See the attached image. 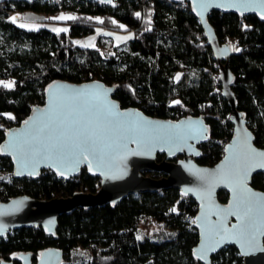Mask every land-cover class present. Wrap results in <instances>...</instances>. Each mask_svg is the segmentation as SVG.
Returning a JSON list of instances; mask_svg holds the SVG:
<instances>
[{
    "label": "trees",
    "instance_id": "obj_1",
    "mask_svg": "<svg viewBox=\"0 0 264 264\" xmlns=\"http://www.w3.org/2000/svg\"><path fill=\"white\" fill-rule=\"evenodd\" d=\"M33 11L45 21L66 23L67 31L41 26L35 30L12 21L17 12ZM75 19H53L59 12ZM140 15L137 16L136 14ZM102 21V22H101ZM221 44L229 43V60L238 109L264 147V21L258 16L214 10L209 16ZM123 25V27H120ZM103 31L130 33L116 45ZM98 35L96 46L81 38ZM221 67L191 3L179 0H6L0 3V117L24 120L34 106L45 103V91L57 80L83 83L100 79L115 86L123 108L137 107L169 119L201 115L210 125L211 139L202 144L197 161L215 165L224 156L218 140L233 138L231 105L223 95ZM11 84V87H5ZM179 101V103H177ZM7 128L0 124V148ZM164 160V155H158ZM179 158V157H178ZM175 158V160H178ZM11 157L0 152V200L22 194L39 199L96 193L101 177L84 166L76 177L43 170L37 178L13 175ZM161 178L163 173L147 172ZM264 191V173L252 184ZM218 198L229 202L226 190ZM199 203L178 188L129 195L119 203L78 207L59 216L58 236L44 229L23 227L0 237V261L30 252L59 247L62 264H202L194 256L200 234L195 227ZM239 249L226 246L213 254V264H243ZM14 264H20L14 261Z\"/></svg>",
    "mask_w": 264,
    "mask_h": 264
},
{
    "label": "water",
    "instance_id": "obj_2",
    "mask_svg": "<svg viewBox=\"0 0 264 264\" xmlns=\"http://www.w3.org/2000/svg\"><path fill=\"white\" fill-rule=\"evenodd\" d=\"M3 1L6 0H0V3ZM95 1L110 3L113 0ZM184 1L191 3L192 11L212 45L221 67L223 95L231 105L234 136L226 146L223 158L208 166L197 161L202 153L201 145L211 139L210 125L201 115L185 116L179 120L159 118L141 108H123L115 98L116 87L103 80L83 83L63 79L54 81L45 91V103L34 106L25 119L29 123L26 125L23 121L18 127L7 129L0 152L11 157L16 178H37L47 169L55 170L64 178L76 177L84 166H88L91 175L101 177V187L96 193L77 192L66 198L39 199L22 194L8 201L0 200V237L14 229L41 227L45 233L57 238L59 216L62 214L78 207L119 203L132 193L173 187L199 203L194 223L200 237L194 256L204 255V259L197 258L202 264H213V254L234 245L244 257L243 264H264V214L259 211L257 203V198H264V191L251 185L254 175L264 173V168L258 166L264 162V157L247 153V145L256 153H264V147L255 143V133L243 111L238 109L233 89L235 78L229 66L232 47L229 43H220L214 26L209 22L214 10L237 12L243 16L253 14L264 21V0ZM73 121L79 122L75 129L94 133L98 151L103 154V165H98L97 159L91 155L86 161L77 163L70 149L57 153L50 147L58 138L66 139L73 134V127H70ZM158 155H164V160L159 161ZM179 156L182 158L175 160ZM226 157H229L228 161ZM245 169L251 171L241 183ZM147 172H160L164 176L153 178L146 175ZM245 189L250 192H245ZM221 190L228 191V203L219 200ZM243 195L251 198L256 227L242 235L239 227L242 221L228 215L225 210L238 213L246 224L247 206L241 203ZM221 224L226 232L218 231ZM64 257L65 251L61 248L50 247L41 251L36 262L32 253L25 252L17 254L12 261H0V264H14V261L20 264H62Z\"/></svg>",
    "mask_w": 264,
    "mask_h": 264
},
{
    "label": "snow or ice",
    "instance_id": "obj_3",
    "mask_svg": "<svg viewBox=\"0 0 264 264\" xmlns=\"http://www.w3.org/2000/svg\"><path fill=\"white\" fill-rule=\"evenodd\" d=\"M137 16L140 14L137 13ZM12 21L15 23L16 17L11 18ZM53 19H59V20H64V19H75V17H55ZM102 22V21H101ZM21 27H25V25L21 24ZM120 27H123L121 25ZM30 30H35V29H30ZM57 31H67L66 29H58ZM2 83V82H0ZM5 87H11V84H5ZM179 103V101H177ZM116 115H121V114H116ZM13 118L14 117H10ZM26 125L29 123V121L24 122ZM79 122L78 121H73L70 127H73V134L71 136L66 137V139H57V141L53 144L50 145V147L55 150L57 153H63L66 149H70L73 153L74 159L79 163L81 160H87L88 156L91 155L97 159L98 165H103L104 159H103V154L98 151L97 148V142L94 136V133L87 131L86 129H75V125H77ZM64 134L62 133L61 136ZM70 141V143L66 142ZM135 142V141H134ZM46 148L49 147L48 145L45 146ZM231 148V146H229ZM247 153L249 154H254L258 155L260 157H264V153H256L254 149L251 148L250 145H247ZM226 161L229 160V157L225 158ZM261 168H264V162L259 163L258 165ZM89 168L91 170V164L89 165ZM33 171H35V166L33 167ZM251 169H245L241 175V183H243V180H245L249 174ZM18 175L21 174L20 172L17 173ZM31 174V173H30ZM63 175V173H61ZM245 192H250V190L245 189ZM254 195V194H252ZM250 196L248 195H243L241 198V203L245 204L247 206V211L245 213V216L247 217V223H243V219L238 213L236 212H231L228 210H225L228 215H234L237 217L238 220H241L242 223L239 226L241 234H245L249 229L255 228L256 227V219L255 216L253 215V208L250 206ZM257 203L259 204V211L264 214V198H257ZM231 207V206H230ZM49 223H52V221H49ZM237 227V226H233ZM218 231H223L226 232L227 229L221 224L218 226ZM214 250V247H213ZM198 259H204V255H198Z\"/></svg>",
    "mask_w": 264,
    "mask_h": 264
},
{
    "label": "rangeland",
    "instance_id": "obj_4",
    "mask_svg": "<svg viewBox=\"0 0 264 264\" xmlns=\"http://www.w3.org/2000/svg\"><path fill=\"white\" fill-rule=\"evenodd\" d=\"M61 16H71V17H75L76 14L73 12H59L58 15H56L55 17H61ZM12 17H16V21H18V24L21 25H25L24 28H31V29H37L38 27L41 26H46L51 28L52 30L57 31L58 29H68V25L64 22L62 23H55V22H51V21H45V15L39 12H33V11H25V12H17L14 13V15ZM54 17V18H55ZM59 20V19H57ZM64 20H68V19H64ZM59 32V31H57ZM103 34H106L107 36H110L111 39L114 40V43L116 45H120L123 43H126V41L131 39V34L130 33H117V32H108V31H103ZM98 41V35L96 36H92L90 38H81L80 39V44H84V45H88L90 47L96 46Z\"/></svg>",
    "mask_w": 264,
    "mask_h": 264
},
{
    "label": "built area",
    "instance_id": "obj_5",
    "mask_svg": "<svg viewBox=\"0 0 264 264\" xmlns=\"http://www.w3.org/2000/svg\"><path fill=\"white\" fill-rule=\"evenodd\" d=\"M173 117L169 118L171 120H179L181 118H184L185 116L187 115H184L182 116L181 114L179 113H176V112H173ZM24 120H20V119H17L14 117L13 118H10L8 117V119L6 121H4L1 117H0V124L3 125L4 127H6L7 129L8 128H12V127H18L19 125H21L23 123ZM232 138H224V139H220L218 140V143L222 144L224 146V150L226 148V146L231 142Z\"/></svg>",
    "mask_w": 264,
    "mask_h": 264
},
{
    "label": "flooded vegetation",
    "instance_id": "obj_6",
    "mask_svg": "<svg viewBox=\"0 0 264 264\" xmlns=\"http://www.w3.org/2000/svg\"><path fill=\"white\" fill-rule=\"evenodd\" d=\"M182 157L179 156L178 160L181 159Z\"/></svg>",
    "mask_w": 264,
    "mask_h": 264
}]
</instances>
